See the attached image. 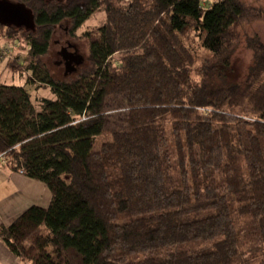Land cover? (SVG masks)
Listing matches in <instances>:
<instances>
[{"label": "trees", "instance_id": "1", "mask_svg": "<svg viewBox=\"0 0 264 264\" xmlns=\"http://www.w3.org/2000/svg\"><path fill=\"white\" fill-rule=\"evenodd\" d=\"M36 29L30 83H0V160L45 183L0 237L31 264H264V41L229 80L241 29L264 11L242 0H12ZM83 36L88 67L55 78L44 62L57 28ZM1 44V38H0ZM210 54L199 67L198 49ZM196 74V75H194ZM194 76L199 77V81ZM106 136L107 139L105 138Z\"/></svg>", "mask_w": 264, "mask_h": 264}, {"label": "rangeland", "instance_id": "2", "mask_svg": "<svg viewBox=\"0 0 264 264\" xmlns=\"http://www.w3.org/2000/svg\"><path fill=\"white\" fill-rule=\"evenodd\" d=\"M213 0H210L212 2ZM244 4L251 9H257L264 11V0H242ZM104 21L103 12L94 14L78 31L75 38H71L70 35V24L68 22L63 23L57 28V32L54 36L51 51L49 55L44 58V62L52 75L57 79H64L65 68L64 65H58L61 62L58 52H61L63 48L69 50L65 43L69 40L71 43L78 47L80 55L85 58L84 64L80 67L85 69L88 67V53H89V42L84 38V34L96 30L102 25ZM242 34V46L236 52L233 57L232 71L229 74V80L231 82L240 81L250 70L253 65V54L246 47V40L252 35H257L264 41V21L256 20L243 26L241 29ZM16 39V42H10V37L7 29H0V83L7 85H16L24 87L28 90L32 99L37 104L42 98H48L51 100L55 99V95L49 88L41 87L37 83H30L29 80L32 77L28 71V67L31 63L29 56V49L25 39L21 35ZM70 51H74L71 50ZM210 57V54L205 52L203 49H198V66ZM79 68V69H80ZM75 74V73H73ZM69 74V76H73ZM196 75V74H194ZM199 81L198 76H194ZM108 136L105 138L107 139Z\"/></svg>", "mask_w": 264, "mask_h": 264}, {"label": "crops", "instance_id": "3", "mask_svg": "<svg viewBox=\"0 0 264 264\" xmlns=\"http://www.w3.org/2000/svg\"><path fill=\"white\" fill-rule=\"evenodd\" d=\"M52 201L48 186L0 160V228L11 226L32 206L47 208ZM0 264H31L16 257L0 237Z\"/></svg>", "mask_w": 264, "mask_h": 264}, {"label": "water", "instance_id": "4", "mask_svg": "<svg viewBox=\"0 0 264 264\" xmlns=\"http://www.w3.org/2000/svg\"><path fill=\"white\" fill-rule=\"evenodd\" d=\"M0 24L17 30L25 29L35 31L36 23L33 11L25 4L12 0H0ZM85 62L82 55H78L74 61L67 62L65 75L77 73ZM70 68H69V67Z\"/></svg>", "mask_w": 264, "mask_h": 264}, {"label": "flooded vegetation", "instance_id": "5", "mask_svg": "<svg viewBox=\"0 0 264 264\" xmlns=\"http://www.w3.org/2000/svg\"><path fill=\"white\" fill-rule=\"evenodd\" d=\"M65 45L69 50H66L65 48H63L61 52H58V55H59V58L61 59V62L57 63V64L58 65H64L65 72H66L67 62L74 61L75 59H77V57H78V55H80V53H79L78 47L76 45H74L73 43H71L69 40H66ZM70 49L74 50V51H70ZM78 70H79V68H78Z\"/></svg>", "mask_w": 264, "mask_h": 264}]
</instances>
